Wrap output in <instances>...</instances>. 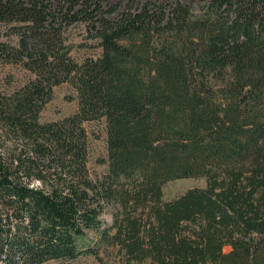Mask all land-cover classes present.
I'll return each instance as SVG.
<instances>
[{
  "label": "trees",
  "instance_id": "16d2710c",
  "mask_svg": "<svg viewBox=\"0 0 264 264\" xmlns=\"http://www.w3.org/2000/svg\"><path fill=\"white\" fill-rule=\"evenodd\" d=\"M108 1L0 0V264H264V0Z\"/></svg>",
  "mask_w": 264,
  "mask_h": 264
},
{
  "label": "rangeland",
  "instance_id": "374dc122",
  "mask_svg": "<svg viewBox=\"0 0 264 264\" xmlns=\"http://www.w3.org/2000/svg\"><path fill=\"white\" fill-rule=\"evenodd\" d=\"M149 0H109L108 7L119 5L121 8L127 4H131L134 7L142 6ZM121 10V9H120ZM74 43L73 57L77 60H82L86 56H96L100 53V50L96 52L87 51V45L93 43L89 40L87 34L81 29H75L70 36ZM9 75H13L16 79L23 78V73L12 67L0 66V82ZM78 110L77 96L74 90L68 86L63 85L57 87L54 91V98L52 102L46 107L42 113L43 122H55L69 117L76 113ZM87 131L90 134V138L93 141L96 150V156L104 152V128L102 124H85ZM101 138V139H98ZM94 168V166H93ZM97 172L102 171L101 167L94 168ZM205 181L203 179H187L179 180L167 185L165 189V199L170 201L183 195L186 191L196 187H205ZM106 227H110L113 224V211L109 209L104 216ZM115 232V231H114ZM113 232V233H114ZM103 264H128L127 256L124 252H121L118 248L109 247L102 253ZM89 264H102L93 259L87 260ZM48 264H60L57 262H51Z\"/></svg>",
  "mask_w": 264,
  "mask_h": 264
}]
</instances>
